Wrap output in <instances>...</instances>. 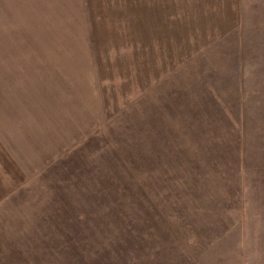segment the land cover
<instances>
[{"label":"rangeland","instance_id":"rangeland-1","mask_svg":"<svg viewBox=\"0 0 264 264\" xmlns=\"http://www.w3.org/2000/svg\"><path fill=\"white\" fill-rule=\"evenodd\" d=\"M249 140L264 0H0V264H173L191 171Z\"/></svg>","mask_w":264,"mask_h":264},{"label":"crops","instance_id":"crops-1","mask_svg":"<svg viewBox=\"0 0 264 264\" xmlns=\"http://www.w3.org/2000/svg\"><path fill=\"white\" fill-rule=\"evenodd\" d=\"M236 154L207 160L200 175L191 171V182L205 184L188 217L181 210L175 219L173 264H264V141L240 142ZM14 164L0 142V202L13 180L22 181Z\"/></svg>","mask_w":264,"mask_h":264}]
</instances>
